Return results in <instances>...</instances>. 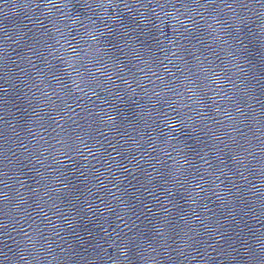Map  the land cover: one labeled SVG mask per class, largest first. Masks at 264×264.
<instances>
[{
  "label": "water",
  "instance_id": "95a60500",
  "mask_svg": "<svg viewBox=\"0 0 264 264\" xmlns=\"http://www.w3.org/2000/svg\"><path fill=\"white\" fill-rule=\"evenodd\" d=\"M0 264H264V171L137 105L0 65Z\"/></svg>",
  "mask_w": 264,
  "mask_h": 264
}]
</instances>
